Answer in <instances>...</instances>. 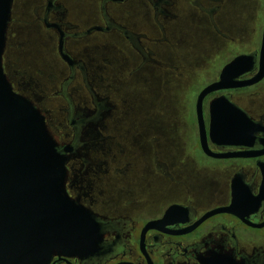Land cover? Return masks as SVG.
Returning <instances> with one entry per match:
<instances>
[{"label":"flooded vegetation","instance_id":"1","mask_svg":"<svg viewBox=\"0 0 264 264\" xmlns=\"http://www.w3.org/2000/svg\"><path fill=\"white\" fill-rule=\"evenodd\" d=\"M192 3L228 44L241 46L250 40L238 41L217 28L219 5ZM16 4L18 15L30 11L29 19L18 18L10 31ZM176 4L178 0L13 2L7 37L23 27L26 33L9 50L22 54L19 48L30 47L32 60L43 55L50 69L45 84L40 69L30 74L19 70L18 58L7 60L5 72L14 90L44 115L58 151L66 157L67 193L93 214L103 235L98 252L55 255L49 264H203L220 252L247 264H264V78L252 86L213 92L204 100L207 130L210 102L220 96L257 124L254 139L239 144L209 141L213 153L246 156L207 155L196 114L201 91L217 82L236 57H254L253 68L238 81L259 72L264 25L257 46L231 57L198 92L196 139L176 140L179 117L167 106L171 78L177 73L174 48L181 45L174 40ZM180 78L184 76L174 75L175 81ZM168 129L174 130V138ZM234 186L237 203L227 211ZM172 206L177 207L167 217Z\"/></svg>","mask_w":264,"mask_h":264},{"label":"water","instance_id":"2","mask_svg":"<svg viewBox=\"0 0 264 264\" xmlns=\"http://www.w3.org/2000/svg\"><path fill=\"white\" fill-rule=\"evenodd\" d=\"M13 2L0 0V264H49L55 255H92L100 249L101 226L90 211L68 195L66 157L58 151L42 112L14 90L5 72L3 56ZM253 65L251 55L236 57L222 69L220 79L204 88L197 98L200 142L209 156H246L213 153L209 141L239 144L254 139L258 131L257 124L226 96L210 102L207 130L204 100L213 92L252 86L264 78V33L259 72L249 80L238 81ZM232 197L227 211L237 203L235 186ZM176 207L172 206L166 216ZM203 264L247 263L220 252L211 254Z\"/></svg>","mask_w":264,"mask_h":264},{"label":"rangeland","instance_id":"3","mask_svg":"<svg viewBox=\"0 0 264 264\" xmlns=\"http://www.w3.org/2000/svg\"><path fill=\"white\" fill-rule=\"evenodd\" d=\"M192 1L196 2L197 0H178V4H176L178 11L174 9V15L179 16V26H176V30H174V40H178L181 45L174 48V66L177 68V73L172 75L167 97L169 113L172 112L174 117L175 112L179 117V125L175 135L176 140L179 138L182 141H194L196 139L195 102L200 89L209 82L210 78L217 74L218 70L231 57L248 52L251 46H257L264 25V0H221L219 4L214 2L208 4L200 0L201 7L213 8L220 6L214 14V23L221 32L228 35L233 34L238 41L250 39L245 45L241 46L228 44L223 38L215 35L217 31L214 29L212 21H209L208 16L202 13L201 9ZM18 11L16 4L10 31L18 18L29 19L30 11H25L26 13L22 15H18ZM203 28L208 29L209 34L202 30ZM25 29L23 27L22 30L15 31L16 35L12 36L13 39L9 31L3 59L5 70L7 72V60H11L12 57L13 59L18 58L16 63L19 70L29 73L40 69L41 75L36 74L40 75L41 83L45 84L50 67L46 64L43 55L38 61H33L30 53L27 52L30 47L19 48L22 54H19L15 48H11L12 51L9 50L10 46L8 47V45L10 43L16 47L17 43L23 41L26 33ZM14 40H17V42L14 43ZM174 44H176L175 41ZM8 51H11V54ZM52 66L55 67V64ZM55 74L58 75L59 73L55 72ZM175 74L182 75L184 78L175 81ZM32 75L35 74L32 73ZM168 134L169 138H172L171 135H173V138L175 137L174 130L172 132L168 129ZM195 156L198 157V154H195Z\"/></svg>","mask_w":264,"mask_h":264}]
</instances>
